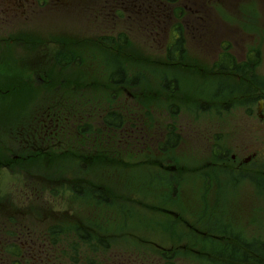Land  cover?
I'll return each mask as SVG.
<instances>
[{
    "label": "rangeland",
    "instance_id": "rangeland-1",
    "mask_svg": "<svg viewBox=\"0 0 264 264\" xmlns=\"http://www.w3.org/2000/svg\"><path fill=\"white\" fill-rule=\"evenodd\" d=\"M65 1L51 8L45 0H0V200L4 196L11 203L14 197L25 208L15 222L4 224L6 236L19 237L21 255L31 253L26 248L31 244L49 243L50 255L67 260L76 252L73 246L80 244L79 252L91 248L97 239L82 245L76 226L110 245L106 264H237L233 258L239 254L241 259L246 251L263 250L264 0L244 2L238 11L232 9L235 1H224L216 7L223 22L181 2L189 18L180 22L187 43L183 68L168 63L173 60L160 51L165 39L160 0ZM116 8L119 15L112 11ZM113 37L118 45L111 43ZM217 40L230 41L237 55L255 50L258 63L236 76L210 74ZM34 59L44 79L40 83L25 78ZM117 67L128 83L115 87L110 77ZM164 79L177 89L168 92ZM129 94L136 97L134 108L127 104ZM39 102L55 105L60 121L55 148L25 157L24 143L18 144L19 137L13 141L9 135L16 132L5 127ZM128 111L143 120L138 124L143 130L160 133L161 139L173 128L182 140L175 146L170 131L165 150L160 141V155L149 142H115L113 128L103 125L107 113L116 114L120 125ZM82 117L86 131L74 142ZM13 149L21 159H10ZM257 150L239 168L230 156L246 159ZM218 151H227V161L217 160ZM75 185L83 193H74ZM91 189L108 201L96 199ZM52 228L61 232L50 233ZM257 259L252 256L248 264H258Z\"/></svg>",
    "mask_w": 264,
    "mask_h": 264
},
{
    "label": "flooded vegetation",
    "instance_id": "flooded-vegetation-1",
    "mask_svg": "<svg viewBox=\"0 0 264 264\" xmlns=\"http://www.w3.org/2000/svg\"><path fill=\"white\" fill-rule=\"evenodd\" d=\"M55 2L52 1V5H62V4H68L69 1H65V0H54ZM219 1H228V2H233L236 0H219ZM17 2V1H16ZM189 3L192 5H202L204 4V0H189ZM19 4H17L18 6ZM56 8V7H55ZM148 8H151V5H148ZM114 10V14L115 15H119L120 12L117 11L116 9H112V11ZM191 11L193 12V10L191 9ZM198 12V10H196ZM153 13V12H152ZM195 14H197L196 12H194ZM139 14V12H138ZM155 15H158L159 13H155ZM102 15V14H100ZM154 17V15H152ZM164 22V14H160V26L161 24ZM221 54H218L215 58H213L211 60V66H215L217 68H223L224 67V63L220 60L221 58ZM4 58V55H3ZM53 60L54 57H52ZM30 61V60H29ZM28 61V62H29ZM32 63H29V66L32 68L31 70H29L26 74V78L32 82L37 81V82H42L44 79L41 77L40 74V69L38 68L40 65L38 64L39 62H37L35 59L34 61H31ZM173 62H168V63H173ZM177 65H181V66H185L187 63H182V62H176ZM0 69L3 70L4 72V60H0ZM4 77H2L3 79ZM136 80L134 79L131 83H130V87L131 88H135L134 85L136 84ZM48 96H51V94H49ZM129 100L127 101V104L129 107H135V101H136V97L134 96V94H129ZM39 101V99L37 100ZM55 110V105H52L50 107V105L48 104H44V105H40L39 104H35L33 106V108H31L30 110H28V113L26 115L23 116V118L21 119L20 116L17 117V121L15 120L14 122H10L7 123V126L5 128L9 129V133H13L16 132L15 136H11L9 135V137H11L14 140H16L19 137V143L21 144L24 143V146L21 148L20 151H22V153H25L26 155H24L25 157H29L32 156L33 153H39L41 151V149L43 148L45 152L46 149H54L55 148V139H56V126L58 125V123L60 122L58 118L55 117L56 113L54 112ZM84 121V117L81 118V123L82 124H76L77 128L76 129V134L73 135L74 136V142H77V138L81 137V135H83V131L85 128L86 123L83 122ZM124 124H120L118 123L117 127L113 128L112 131L110 132L111 136L115 142H124L125 144H134L136 145L137 143H151L152 146L154 147V149L156 150L155 154L160 155V141H161V150H165L164 148L168 147L167 145V137L169 135V132L171 131L173 133V140H174V145L176 146L177 143L180 142V140H182V132L173 128H169L167 131V135L163 134L161 135V139H160V133L154 134L151 132H147L146 130H143L142 127H139L138 124L143 125V120L139 118V115L134 116V114H131L130 111H128V117L126 119H124ZM85 123V124H84ZM4 124V123H3ZM84 125V126H83ZM3 129V133H4V125L2 127ZM15 129V131H14ZM81 134V135H80ZM116 134V136H115ZM92 136V135H91ZM95 136H100V135H94ZM125 137L126 140H121V139H117V137ZM76 137V138H75ZM100 138V137H99ZM116 138V139H115ZM21 141V142H20ZM145 141V142H144ZM2 145H4V142L0 143ZM41 145H43L41 147ZM147 146V145H146ZM166 146V147H165ZM87 152V151H86ZM259 150L254 151L252 154H249V157H237L236 154H231L230 156H232L233 161L235 162V164L237 165V168L242 166V163H250L258 154ZM9 155H10V159L12 160H18L19 158L21 159L22 157L20 156V154H18V151L13 149L9 151ZM216 158L218 161L220 162H225L227 161V151L223 152H216L215 154ZM156 157V156H155ZM156 160V158H155ZM214 161L213 158L209 159L208 165H211L212 162ZM213 164H216V162H214ZM160 166V165H159ZM35 178H37L38 175H33ZM23 187V185H22ZM36 187L33 186L31 188V192H35ZM19 192L22 193V188L19 187ZM19 197V196H18ZM11 199H13L14 202L8 203V200H6V197H2L0 200V260H13V259H24V258H29L31 257L30 254L26 255H21V256H10L9 253L7 252V248L8 246H13L15 245V243L20 244V241L18 240V238L16 237L15 239L13 237H9L6 236L5 230H4V224H10L11 222H15V218H19L18 214H23V211L25 210V208L22 205H18L17 204V199L12 197ZM20 202V200H19ZM18 202V203H19ZM21 204V203H19ZM27 207V206H26ZM175 215V217L178 216V214L176 213H170ZM211 239V238H210ZM208 239V240H210ZM15 241V242H14ZM248 244V243H247ZM21 249H23V247H21V245H19ZM28 248V250H30V246H26ZM32 250V248H31ZM221 251H224V253L226 252V249L223 248ZM165 254V253H163ZM29 255V256H28ZM248 256H254V257H258L257 253L251 254L249 253ZM18 257V258H17ZM249 259V258H247ZM233 260H236V258H233ZM242 260H244V258L242 257Z\"/></svg>",
    "mask_w": 264,
    "mask_h": 264
},
{
    "label": "trees",
    "instance_id": "trees-1",
    "mask_svg": "<svg viewBox=\"0 0 264 264\" xmlns=\"http://www.w3.org/2000/svg\"><path fill=\"white\" fill-rule=\"evenodd\" d=\"M182 43H183L182 38L176 39V42L174 43V50L177 51L179 53V55H181V53H182L181 52ZM123 70L124 69L122 67H120V68L117 67V68H114L112 70L113 73L111 74V77H110V84L112 86L116 87V83H121L122 81H124V83H126V84L128 83V77ZM228 70H230V69H228ZM164 86H165V89H168V92H171V91L177 89L176 84L173 87V85L170 84L169 82H165ZM107 114L108 115L106 116L105 123H103V125L107 129H112V128L117 127L119 122H117V120H114L115 117L117 119V115L112 113V112L107 113ZM72 191L78 195L83 193V191L77 185L72 187ZM90 193L96 199H102L105 202L108 201L107 195L103 194V192H101V191L91 189ZM75 231H76V234L83 240L82 245L89 243V242H92L91 239H97V242L92 244L91 248L87 247L86 249H84L83 252H79V249L81 248L80 244H78V246H73V248L76 249V252L74 255L70 256L68 260L66 259V257H62V255H58V257L60 259L57 258V256L50 255L49 253L51 252V249H50L49 243H47L44 246L41 245L40 248H35V244H32L30 247V250H29L31 252L30 253L31 257L24 258V259H16L15 258L13 260H8V261L10 262V264H33V263H38V264H84L81 259H82V256H86L90 259L88 264H106V260H108V258L105 256V252L107 251L108 247H110V245H108L107 242L104 241L103 239L102 240L98 239L97 235L90 233L85 228L76 226ZM60 232H61L60 228L50 229V233L58 234ZM255 245H257V244H255ZM68 247L71 248L70 245ZM31 248L33 251L31 250ZM247 248H251V246H247L246 249ZM20 249H21L20 246L18 244H15L13 246H8L7 252L9 253L10 256H21V252L19 251ZM59 249L62 252L66 251L64 246H60ZM232 251H234V250H232ZM259 251H260L259 257H258L256 262L258 264H261L264 262V249L259 250ZM249 252L254 253L255 250H249V251H246L245 253L242 254V257H244L245 264H248V262L252 258V256H248ZM240 256H241V254H239V256L237 258H239ZM247 258H249V259H247ZM118 260H120V259L118 258Z\"/></svg>",
    "mask_w": 264,
    "mask_h": 264
}]
</instances>
